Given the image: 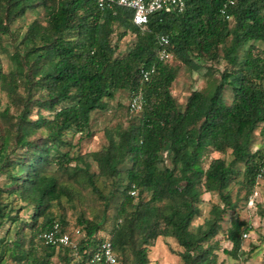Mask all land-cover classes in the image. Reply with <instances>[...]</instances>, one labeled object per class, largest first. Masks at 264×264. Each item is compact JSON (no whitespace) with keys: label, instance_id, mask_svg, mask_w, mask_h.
I'll return each mask as SVG.
<instances>
[{"label":"trees","instance_id":"1","mask_svg":"<svg viewBox=\"0 0 264 264\" xmlns=\"http://www.w3.org/2000/svg\"><path fill=\"white\" fill-rule=\"evenodd\" d=\"M224 2L185 0L137 25L132 8L98 0H0V264H95L106 239L118 264L150 263L162 236L183 264H219L223 239L235 259L257 248H244L254 227L241 210L264 180V0H238L230 18ZM162 35L189 68L218 73L212 90L179 103ZM121 90L141 92L142 110L127 104L101 148L83 152ZM207 192L219 202L194 226ZM57 223L81 230L75 246L40 236Z\"/></svg>","mask_w":264,"mask_h":264},{"label":"rangeland","instance_id":"2","mask_svg":"<svg viewBox=\"0 0 264 264\" xmlns=\"http://www.w3.org/2000/svg\"><path fill=\"white\" fill-rule=\"evenodd\" d=\"M33 15L29 16L32 19ZM134 35L129 34L121 40V49L124 51L132 46ZM264 46V44H262ZM171 63L179 67V75L173 85V93L180 104H184L188 95L194 88L203 90H212L218 82V73L209 74L207 68L191 69L187 64L182 62L175 56L171 57ZM224 63L217 64L218 69L224 68ZM227 101H231L230 92H226ZM130 99L128 91L121 90L117 93L115 99L110 101V108L106 112H96L94 114L95 133L94 136L82 143L83 152L94 151L106 142L104 135V128L108 124L116 123L119 119H125L127 116L126 105ZM122 104L123 106H120ZM137 114V113H136ZM134 114V115H136ZM263 144L262 136L259 131L256 134V143L254 149L258 145ZM220 156L219 153H213L206 159V165L209 164L212 157ZM227 160L231 159V155H223ZM250 202L251 207H245L241 210V216L244 219H250L253 225V230L247 235H244V248L249 250V245H257V248L249 252L247 257L235 259L225 252L226 248L231 247L230 242L222 240V248L219 250V264H264V217L259 213V206H264V180H262L257 187V191ZM219 202V197L216 193L207 192L203 195V200L200 203L201 213L198 215L193 225L201 223L205 216L209 214L214 203ZM182 250L181 246L172 237H159L156 243L150 250V263L148 264H183L179 252Z\"/></svg>","mask_w":264,"mask_h":264},{"label":"built area","instance_id":"3","mask_svg":"<svg viewBox=\"0 0 264 264\" xmlns=\"http://www.w3.org/2000/svg\"><path fill=\"white\" fill-rule=\"evenodd\" d=\"M238 0H225L223 7H221V12L230 18L227 14L229 7L235 5ZM98 5L101 8H113L117 5L125 6L133 9L134 15L133 20L137 25L146 24L151 14L157 11H169L173 8L182 10L185 5V0H98ZM169 42V37L167 35H162L160 37L161 48L159 54L161 58L167 59L171 58L172 54L169 52L167 43ZM154 68H142L141 74L144 79H149ZM144 103V97L141 92L133 94L128 104L132 110H142ZM134 194L135 191L133 190ZM253 200H250L252 202ZM245 236L248 234L245 233ZM46 243L53 245H76V241L82 236V232L79 228L75 229L74 233L68 230H62L59 223L55 224L52 229L43 232L40 235ZM92 261L95 264H118V258L115 253L112 241L109 239L104 240L98 249L94 252Z\"/></svg>","mask_w":264,"mask_h":264}]
</instances>
